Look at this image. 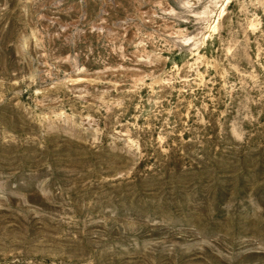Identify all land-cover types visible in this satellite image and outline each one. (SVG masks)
Wrapping results in <instances>:
<instances>
[{
  "label": "rangeland",
  "instance_id": "obj_1",
  "mask_svg": "<svg viewBox=\"0 0 264 264\" xmlns=\"http://www.w3.org/2000/svg\"><path fill=\"white\" fill-rule=\"evenodd\" d=\"M0 264H264V0H0Z\"/></svg>",
  "mask_w": 264,
  "mask_h": 264
}]
</instances>
